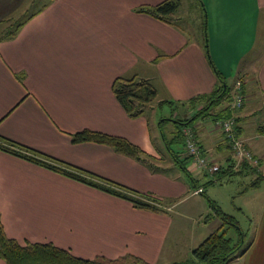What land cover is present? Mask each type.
<instances>
[{
	"label": "crops",
	"instance_id": "1",
	"mask_svg": "<svg viewBox=\"0 0 264 264\" xmlns=\"http://www.w3.org/2000/svg\"><path fill=\"white\" fill-rule=\"evenodd\" d=\"M26 1L0 0V38L13 11L4 6L38 7L22 18L25 23L13 38L0 39V135L140 194L181 197L173 206L185 201L184 180L153 172L105 144L75 143L72 134L93 130L124 137L158 159L160 146L150 121L127 114L113 82L118 77L146 79L160 101L182 103L212 94L222 83L205 46L191 41L178 25L136 11L164 0ZM203 1L210 55L228 86L227 99L215 108L219 121L229 107L235 134L259 160L257 171L264 179V122L254 134L247 131L249 117L264 107V0ZM238 95L244 104L233 109ZM214 122L219 131L214 146L208 149L198 140L207 153L217 151L220 166L224 159L234 164L229 142ZM212 133H205L208 143ZM262 202L249 247L232 264H264ZM0 218L7 235L21 243L52 242L85 259L133 254L146 262L156 260L170 226L164 212L137 208L1 149ZM214 231L212 226L193 250ZM0 264L7 263L0 258Z\"/></svg>",
	"mask_w": 264,
	"mask_h": 264
},
{
	"label": "trees",
	"instance_id": "2",
	"mask_svg": "<svg viewBox=\"0 0 264 264\" xmlns=\"http://www.w3.org/2000/svg\"><path fill=\"white\" fill-rule=\"evenodd\" d=\"M204 15L205 21H207V9L203 0H199ZM180 6V0H164L156 5H142L136 8V11L149 14L153 17L164 21L170 25L176 26L178 18L175 14ZM25 21L18 23L14 28H9L5 35L0 39L13 38ZM11 29V30H10ZM205 49L207 51L208 59L215 69L219 81L222 83L220 89L209 95H199L189 101L182 102V105H190L193 109L197 108L194 114L190 118L176 119L174 122L177 124V129L172 130V135L169 137L164 131H162V138L165 146L167 147L168 154L173 156L175 162L189 175L195 190L203 187L202 194H206V187L201 186L199 180L193 176L192 171L186 165L187 160H193L192 156L188 154L186 150L187 135L184 132V128H188L187 125L191 122H195L201 117L214 116V119L219 121V112L212 113V110L216 108L219 103L228 97V86L225 77L216 68L214 61L210 55L209 39L207 37L205 43ZM113 92L125 109L127 114L131 118H139L146 115L147 111L152 107L151 104L158 98L157 88L146 79L138 80L136 78L118 77L113 82ZM230 96V95H229ZM174 102L160 101L159 105L169 104L170 106ZM202 108H199L201 104H204ZM229 107L222 110L223 118L229 117ZM222 115V114H221ZM169 120L168 118H163ZM162 119V120H163ZM222 119V118H221ZM164 120V121H165ZM162 126V121H161ZM194 137L200 146L203 148L198 140L197 133L194 132ZM72 141L75 143L80 142H97L105 144L113 148L116 152L133 158L134 160L143 163L149 167L153 172H161L163 168L156 165V161L165 160V155L158 150L161 157L151 156L140 146L134 144L130 140L124 137L113 136L103 132H97L93 130H84L72 134ZM229 144V143H228ZM230 149L232 145L229 144ZM0 149L10 154L16 155L33 163L39 164L43 167L61 173L69 178L85 183L91 187L97 188L111 195L128 200L135 207L141 209H147L154 212H164L163 208L159 204V200L153 195L140 194L138 191L126 187L120 183L112 180L100 177L97 174L91 173L87 170H83L79 167L71 165L69 163L62 162L51 156L45 155L31 147L20 144L10 138L0 135ZM204 149V148H203ZM207 155L206 150L204 149ZM235 159V158H234ZM234 164H229L224 168L220 166L219 170L215 173L219 174V182H222V178L225 176H232L235 173L245 171L257 170L258 164H250L249 161L241 163L239 170L235 168ZM259 178V177H258ZM260 177L258 180H262ZM215 183L214 180H210L208 185ZM258 181H255L252 185L256 187L259 185ZM210 207L213 209V218L218 217L223 226L221 229H217L212 232L202 243H200L193 250L194 264H227L232 259L243 255L246 249L243 248L245 242H242L246 238V232L242 231L240 226L234 221L233 217L223 212L221 207L213 200L207 197ZM210 218V217H209ZM226 225L236 227L240 237L238 242H234L233 238L227 236V230L223 229ZM0 258L7 264H147V262L139 256L133 254H127L116 259H111L103 255L96 256L93 259H85L76 256L69 249L62 248L55 245L52 242H29L21 243L15 238H11L5 232L4 225L0 218Z\"/></svg>",
	"mask_w": 264,
	"mask_h": 264
},
{
	"label": "rangeland",
	"instance_id": "3",
	"mask_svg": "<svg viewBox=\"0 0 264 264\" xmlns=\"http://www.w3.org/2000/svg\"><path fill=\"white\" fill-rule=\"evenodd\" d=\"M26 2H28V0ZM4 7L13 9V11L11 10V15L7 17L8 19L10 18L7 20L9 26L5 27L6 30H4V32L9 31L10 27L14 28L22 21L23 17H27L32 11L38 8L37 4H35V6L24 4L8 5ZM175 17L178 18L176 21L178 27L185 30L186 33L190 35L191 41H200L201 44L205 46L207 39L206 21L199 0H180V6ZM143 68L145 69L146 65L143 66ZM141 79V77H138V80ZM228 84L232 86L233 80L231 79L228 81ZM160 100L161 99L157 98V100L151 104L152 107L147 111L146 115H144L150 121L154 142L160 146L161 153L165 155V160L156 161V165L163 168L161 171L162 173L171 175L177 180H184L187 184L188 191L185 194L186 200L178 203L176 206L173 205H175L181 197L163 198L155 196L159 200L164 214L169 217L170 226L168 228L167 237L164 239V248H162L160 253L155 257V261L147 262V264H194L192 251L197 245V241H199L207 231L209 232L212 226L215 230L219 229V218H213L211 216L213 214V209L210 207L207 197L213 199L224 213L231 215L234 221L240 226L241 230L246 232V238L243 239L242 242H245L243 248H248L249 240L253 236L256 223L253 224L252 222L254 217L257 219L259 218L261 213L259 206L262 205V201H264V179L260 181V188L252 185L261 173L256 169L255 171H245V173L238 172L231 177H226L223 182H219V174L210 173L208 171V173H204L205 170L198 167L193 160H187L186 165L190 171H194L193 176L199 180L201 186L206 187V194H194L195 188H192L193 182L191 178L179 164L174 161L173 156L168 154L167 147L162 138V131L170 137L172 135L171 131L177 129V124L174 122L175 118H190L197 108L193 109L190 105H182L181 102H174L171 106L169 104L159 105ZM204 105L205 103L201 104L199 108H202ZM212 112H218V109L214 108ZM163 118H168L169 120ZM161 121L162 126H159ZM261 122H264V107L256 114L249 117L248 133L254 134L258 124ZM187 126L188 128L185 127L183 129L185 134L190 132L194 137V132H196L202 144H205V147L209 149L211 146H214V137H218L219 131H215L217 128L213 117H201ZM212 130L215 134L212 133ZM205 133L213 134V136L209 138L212 143H208L207 140H205ZM205 147L204 149H207ZM249 151L255 155L252 150L249 149ZM216 152L217 151L210 149L207 155L219 165V160L217 161V159L214 158L216 157ZM231 152L234 153L232 149ZM245 161L254 164L247 156L245 159L241 160V162ZM222 165L226 168L229 166V163L224 159L222 160ZM240 165L241 164L235 162V168L237 170L240 169ZM210 180H214L215 183L208 185ZM223 229L227 230V236L233 238L235 243L239 241L241 236H239L236 227L226 225ZM232 262L234 261L231 260L227 264H232Z\"/></svg>",
	"mask_w": 264,
	"mask_h": 264
},
{
	"label": "built area",
	"instance_id": "4",
	"mask_svg": "<svg viewBox=\"0 0 264 264\" xmlns=\"http://www.w3.org/2000/svg\"><path fill=\"white\" fill-rule=\"evenodd\" d=\"M240 87V84L237 85ZM244 97L238 95L234 102L231 104L233 109L241 108L244 104ZM221 130L224 132L226 141L232 145L233 155L237 160V164H241V160L245 159L246 156L254 164H258L259 160L254 157V155L246 148L245 143L241 138H238L235 134V118L231 115L227 118H222L218 121ZM187 143L186 150L189 155L192 156L193 161L197 164L198 167L208 170L210 173H215L219 170L220 165L217 164L215 160H211L208 155L205 154L204 149L200 146L197 140L193 137L190 132H187ZM203 192V187H200L194 190V194H199Z\"/></svg>",
	"mask_w": 264,
	"mask_h": 264
}]
</instances>
